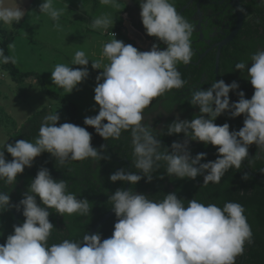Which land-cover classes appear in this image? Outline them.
I'll return each instance as SVG.
<instances>
[{
  "label": "clouds",
  "instance_id": "obj_1",
  "mask_svg": "<svg viewBox=\"0 0 264 264\" xmlns=\"http://www.w3.org/2000/svg\"><path fill=\"white\" fill-rule=\"evenodd\" d=\"M100 3L119 7L118 0ZM139 7L146 34L156 37L166 48L161 50L158 44H153L149 51H140L115 38L106 43L103 53L109 63L91 61L92 69H103L96 77L93 97L99 111L95 116L85 117L83 124L94 128L104 140L119 139L122 131H131L135 168L139 171L126 172L120 168L109 176L113 183L136 185L141 179L151 182L159 161L166 162L167 174L178 179L195 180L203 176L204 185L220 183L225 172L233 167L240 169L242 161L249 158L250 145L255 144L264 152V50L251 55V67L246 68V62L235 64V70H246L254 89L250 99L240 91L238 101L230 103L229 92L239 87L236 81L226 84L219 80L206 90H193L190 105L198 107L199 113L191 120L177 117L168 125L167 135L183 133L185 140L174 141L171 151L165 148L161 152V141L154 134L157 131L143 123V113L154 98L184 88L186 81L177 66L188 64L192 58L193 25L178 13L172 0H139ZM38 11L58 21L63 10L54 6V0H42ZM25 13L19 0L15 7L5 6L4 0H0L3 24H18ZM113 24L108 15L92 21L93 28L105 30ZM89 61L84 51H77L72 63L81 67L58 64L51 72V81L66 94L71 93L88 77ZM8 63L15 64L16 58L5 55L0 48V64ZM225 112L231 118L243 114V127L230 131L227 123L215 124ZM59 120L56 111L46 115L35 142L18 139L0 145V181L14 185L17 176L26 167L31 168L34 159L45 152L61 165L69 160L109 158L103 155L105 145L99 150L91 145L92 136L85 127L68 122L57 126ZM190 140L216 147L217 159L200 163L206 153L192 157L188 150ZM5 152L12 157L10 161L6 160ZM67 187L65 180L54 179L42 167L17 204H11L8 193L0 192V212L9 207L22 208L25 217L22 224L13 226L5 243L0 244V264H235L236 257L244 252L245 242L252 240L251 226L239 203L227 202L221 208L191 199L185 206L184 199L175 192L167 193L157 202L144 193L120 188L108 197L117 218L111 237L101 240L97 232L85 234L82 244L81 239H65L49 245L54 225L46 209H55L61 216L74 213L87 216L92 209L87 198H77Z\"/></svg>",
  "mask_w": 264,
  "mask_h": 264
},
{
  "label": "trees",
  "instance_id": "obj_2",
  "mask_svg": "<svg viewBox=\"0 0 264 264\" xmlns=\"http://www.w3.org/2000/svg\"><path fill=\"white\" fill-rule=\"evenodd\" d=\"M85 1L91 2L94 6L100 5V0ZM197 1L193 0L188 3L189 0H172L178 13L193 25L192 58L188 64L180 63L177 66L186 84L182 89H172L154 98L143 113V123L157 131L154 134L161 141L162 146L159 149L161 152L165 151V148L171 151L170 146L174 141L181 142L185 139L183 133L167 135V127L177 117L180 120H191L199 113L198 107L190 105L191 93L198 88L206 90L210 84L216 82L214 65L217 48L211 46L230 33L236 23L234 8L231 6L230 0H203L199 3L203 11V19L200 21V29H196L197 19H194L193 15ZM118 2L125 5V11L133 18L134 28L140 31L147 40L158 44L161 50L166 48V45L156 37L146 34L139 14V0H118ZM239 3L244 14L243 24L238 33L221 48L219 53L218 81L223 80L226 84L236 81L239 85L236 91L229 92L230 103L238 101L237 93L240 91L244 93L246 99H250L254 92L246 70L242 72L235 70V64L246 62V68L251 67V55L258 50H264V3H261V0H239ZM184 6L185 8L181 11V7ZM210 8L218 13L212 11L207 15V10ZM116 29L120 33L122 30L126 31L122 25ZM201 31L202 38L199 35ZM0 34H2L0 48L4 49L5 55H10L8 46L12 42V35L1 26ZM205 51L206 53L200 58V55ZM0 68L7 71L14 82L20 83L32 78L36 80L42 91L56 98L58 103L66 109L70 123L86 128L92 136L91 145L94 148L99 150L101 145H105L103 155L109 157L108 159L100 161L92 158L81 161L69 160L61 165L56 158L45 152L34 159L31 168L26 167L23 173L17 176L14 185L0 181V192L8 193L11 204L15 205L23 198V194L40 168H47L54 179L65 180L68 186L67 190L77 195V198H87L92 209L87 216L78 213L61 216L55 212V209H46L50 212L49 220L54 225L48 244H58L65 239L79 241L112 208V201L108 197L117 189H125V185L128 183L119 181L113 183L109 180L110 174L120 168H124L126 172L139 171L135 168L136 157L132 151L131 131H122L119 139L104 140L95 132L94 128L83 124L85 117L80 118L77 115V109L73 103L45 86L39 73L21 70L12 63L0 64ZM48 114L47 110L33 113L10 136L7 142L14 143L18 139L35 142L43 118ZM96 114L98 112L92 116ZM243 120V114L231 118L229 113L225 112L217 117L214 123L217 125L227 123L230 131H238L243 127ZM103 123H107V121H103ZM59 124L58 121L57 126ZM158 124H161L159 130L156 129ZM191 142L188 150L192 157L201 152L206 153L205 159L200 163L217 159L216 147L211 144L205 145L203 142ZM248 155L249 158L242 161L241 168H230L225 172L220 183L209 182L204 185L203 176H197L195 180L178 179L167 174L166 162L159 161V168L152 173L151 182L141 179L136 185L128 183V189L144 193L150 200L157 202L162 201L167 193L175 192L178 198L184 199L185 206L191 199H196L205 205L215 204L221 208L227 202L241 204L245 209L244 214L247 217V222L251 226L252 240L250 243L245 242L244 252L236 257L235 264H264V152H260L257 146L252 144L248 148ZM5 158L9 161L12 159L7 152H5ZM244 174L247 175L242 178ZM37 203L38 205L41 203L38 197ZM116 219L113 213L94 233L98 232L101 235V240L111 237ZM23 221L20 220V223L22 224ZM13 226V216L10 210L0 212V244H4L7 236L12 234Z\"/></svg>",
  "mask_w": 264,
  "mask_h": 264
},
{
  "label": "rangeland",
  "instance_id": "obj_3",
  "mask_svg": "<svg viewBox=\"0 0 264 264\" xmlns=\"http://www.w3.org/2000/svg\"><path fill=\"white\" fill-rule=\"evenodd\" d=\"M16 2L17 0H4L5 6L8 7H15ZM41 2L42 0H19V6L26 12L21 21L18 24L13 22L11 26L0 22V26L12 35L10 45L14 48L8 47L10 55L16 58L15 64L19 69L39 73L47 88L73 103L80 118L92 116L99 111L93 97L97 84L96 77L103 69H92L91 61L109 63L104 56L103 48L114 38L131 44L138 50L143 48L140 41L130 35L129 30L121 31L124 38L120 35L116 38L107 34L113 31L114 27L107 30L93 28L92 21L102 16V11L115 19L117 24L115 25L114 21L113 25L117 27L122 25V22L127 26L129 24L133 26V18L127 15L125 5L119 2V7H113L101 3L94 6L85 0H54V6L63 10L57 21L38 11ZM109 7L114 9L116 17ZM57 24L60 27H56ZM1 36L2 34L0 39ZM77 51H84L90 60L86 66L89 75L76 89L66 94L61 87L51 81V72L58 64L73 68L81 67L72 63ZM3 73L7 75L4 76ZM41 110H47L49 113L56 111L60 116V124L70 123L66 109L56 98L42 91L36 80L32 78L17 83L10 78L7 71L0 68V145L7 142L29 116ZM156 129H161V124H158ZM191 144L189 141L188 147Z\"/></svg>",
  "mask_w": 264,
  "mask_h": 264
},
{
  "label": "water",
  "instance_id": "obj_4",
  "mask_svg": "<svg viewBox=\"0 0 264 264\" xmlns=\"http://www.w3.org/2000/svg\"><path fill=\"white\" fill-rule=\"evenodd\" d=\"M230 4L231 6L234 8V12L236 15V23L235 26L232 28V30L230 31V33H228L222 40H220L219 42H217L215 46L216 49V56H215V65H214V72L216 75V81H218V67H219V53L221 48L227 44L229 41H231L233 39V37L238 33V31L240 30L242 24H243V20H244V14L241 11V6L239 3V0H230ZM128 30L130 35L133 36V38L135 40H141V44L144 46V51H149L151 49V47L153 46V42L150 40H147L146 37L137 29H135L133 26L129 25L128 26ZM264 179V178H263ZM128 189V183H126L125 185V189ZM10 210V212L12 213L13 216V222L15 226H19L20 220H24L25 217L22 215V209L17 210L16 208L13 207H9L8 208ZM113 210L112 208L98 221L96 222L90 229L89 231L86 233L87 235H91L94 232L97 231V229L99 228V226L107 219L109 218L112 214H113ZM80 243L82 244V238L80 240Z\"/></svg>",
  "mask_w": 264,
  "mask_h": 264
},
{
  "label": "flooded vegetation",
  "instance_id": "obj_5",
  "mask_svg": "<svg viewBox=\"0 0 264 264\" xmlns=\"http://www.w3.org/2000/svg\"><path fill=\"white\" fill-rule=\"evenodd\" d=\"M193 0H189V2L188 3H190V2H192ZM203 0H198L197 2H196V4H195V6H196V10H195V13H194V15H193V17H194V19H197V23H196V29H200V21H202V13H203V11H202V9L200 8V5H199V3L200 2H202ZM185 8V6L184 7H181V11L183 10ZM212 9L210 8L209 10H207V15H209V13H212ZM127 12V11H126ZM213 12H216V11H213ZM134 13H136V12H134ZM218 12H216V14H217ZM128 16H129V13L127 14ZM135 15V14H134ZM236 16V15H235ZM235 21H236V19H235ZM204 23H206L205 21H204ZM214 32V31H213ZM200 37L202 38L203 37V34H202V31L200 32ZM219 42V41H218ZM216 44V43H215ZM214 44V45H215ZM211 47H214L213 45L211 46ZM210 47V48H211ZM209 49V48H208ZM207 49V50H208ZM206 50V51H207ZM206 51L205 52H203L201 55H200V58H202L203 57V55L206 53Z\"/></svg>",
  "mask_w": 264,
  "mask_h": 264
},
{
  "label": "crops",
  "instance_id": "obj_6",
  "mask_svg": "<svg viewBox=\"0 0 264 264\" xmlns=\"http://www.w3.org/2000/svg\"><path fill=\"white\" fill-rule=\"evenodd\" d=\"M109 9H110V11H111V13L112 14H114L115 15V17H116V13H115V11H114V9L112 8V7H109ZM102 13V15H105L106 13H105V11H102L101 12ZM112 18V17H111ZM114 21H115V19L114 18H112ZM129 23V22H128ZM117 24V22L115 21V25ZM130 25V24H129ZM122 26L126 29V32L128 31V26L125 24V22H122ZM111 27V26H110ZM112 27H114V29H112L113 31H116L117 32V35L116 36H114V37H116V38H118L119 37V35L122 37V38H124V35H122L120 32H118L117 31V29H116V27L117 26H112ZM136 29V28H135ZM112 31H110V32H108L107 34H109L110 36H112L110 33H111ZM129 32V31H128ZM113 37V36H112ZM120 41H122V40H120ZM136 45H137V43H136ZM141 51H144V46H143V48H141L140 49Z\"/></svg>",
  "mask_w": 264,
  "mask_h": 264
},
{
  "label": "built area",
  "instance_id": "obj_7",
  "mask_svg": "<svg viewBox=\"0 0 264 264\" xmlns=\"http://www.w3.org/2000/svg\"><path fill=\"white\" fill-rule=\"evenodd\" d=\"M112 33H114V34H115V36L117 35V33H116L115 31L111 32L110 34L112 35ZM112 36H113V35H112Z\"/></svg>",
  "mask_w": 264,
  "mask_h": 264
},
{
  "label": "bare ground",
  "instance_id": "obj_8",
  "mask_svg": "<svg viewBox=\"0 0 264 264\" xmlns=\"http://www.w3.org/2000/svg\"><path fill=\"white\" fill-rule=\"evenodd\" d=\"M137 41H139V40H137ZM140 43H141V40H140Z\"/></svg>",
  "mask_w": 264,
  "mask_h": 264
}]
</instances>
